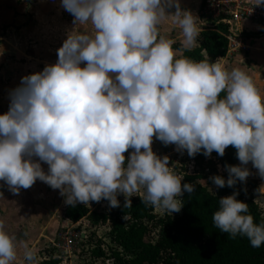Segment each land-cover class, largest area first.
I'll use <instances>...</instances> for the list:
<instances>
[{
  "label": "clouds",
  "instance_id": "obj_1",
  "mask_svg": "<svg viewBox=\"0 0 264 264\" xmlns=\"http://www.w3.org/2000/svg\"><path fill=\"white\" fill-rule=\"evenodd\" d=\"M61 7L73 28L56 63L22 77L0 114V181L13 194L40 180L71 207L106 200L117 208L123 195L124 210L139 196L179 212L195 185L153 151L154 139L189 157H222L232 146L240 163L224 166L227 179L208 178L217 188L246 182L249 162L264 180V74L181 55L196 45L203 20L180 0H61ZM169 29L179 30V48ZM256 191L264 199V183ZM238 195L218 199L213 224L259 248L264 219L255 222ZM36 253L0 220V264H36Z\"/></svg>",
  "mask_w": 264,
  "mask_h": 264
},
{
  "label": "trees",
  "instance_id": "obj_2",
  "mask_svg": "<svg viewBox=\"0 0 264 264\" xmlns=\"http://www.w3.org/2000/svg\"><path fill=\"white\" fill-rule=\"evenodd\" d=\"M225 32L226 27L223 26L219 27V31L201 32L198 37L200 45L183 50V55L197 61L217 60L227 50ZM246 35L250 36L249 33ZM257 35L259 33L251 34ZM212 154L223 169L226 164L240 163L232 146L226 148L222 157L215 151ZM125 156H128L127 152ZM193 158L203 164L207 157L198 153ZM221 175L228 178L226 170ZM183 178L182 183H193L195 191L191 195L184 194L182 208L175 215L156 214L154 207L142 203L139 196H133L132 207L125 210L124 199H120L121 207L108 206L102 211H92L87 204L75 207L65 205L64 214L73 223L88 219L92 224H108L107 237L111 247L104 249L99 240L93 253L99 258L113 259L114 264H264V245L254 248L246 237L237 235L233 238L217 229L212 221V214L218 209V199L232 195L234 191H239L238 200L249 204V212L255 222L264 219V210L255 202V187L246 191L242 182H238L235 188H217L215 195L208 187L198 183L201 173L185 174ZM125 213L129 217L127 221L122 219ZM36 264H61V260L52 257L36 261Z\"/></svg>",
  "mask_w": 264,
  "mask_h": 264
},
{
  "label": "crops",
  "instance_id": "obj_3",
  "mask_svg": "<svg viewBox=\"0 0 264 264\" xmlns=\"http://www.w3.org/2000/svg\"><path fill=\"white\" fill-rule=\"evenodd\" d=\"M248 1L255 3V0ZM202 2L180 0L181 7L194 14L200 11ZM72 22V15L61 7V0H0V114L8 111L9 92L20 84L22 77L56 63L57 50L73 28ZM241 26L248 48L220 60L229 67L238 66L251 73L261 71L264 74V22L248 19ZM167 32L176 35L172 38L177 40L174 47H180L179 30ZM253 33L259 35L251 36ZM199 45L197 38L192 49ZM42 166L47 170L46 164ZM65 205L59 190L40 180L21 189L19 194H13L7 184L0 181V220L14 229L18 241L35 245L37 253L45 245L54 244L60 227H72L81 222L73 223L65 217ZM46 251L50 253L46 255ZM46 251L42 252L44 259L52 258V251Z\"/></svg>",
  "mask_w": 264,
  "mask_h": 264
},
{
  "label": "rangeland",
  "instance_id": "obj_4",
  "mask_svg": "<svg viewBox=\"0 0 264 264\" xmlns=\"http://www.w3.org/2000/svg\"><path fill=\"white\" fill-rule=\"evenodd\" d=\"M169 38H174L171 32L164 33ZM177 45V44H175ZM153 151L156 152L160 156L166 155L165 152L169 151L167 156L169 157L170 166L173 170L181 175L182 172L186 169L185 165L189 162V156L185 151L183 154L175 150V145H167L165 146L159 140L154 139L152 144ZM129 151V150H128ZM209 164L212 171L209 174L201 173V178L198 181H203V185L208 187L210 191L215 192L217 187L211 183V180L208 178L213 175H221L224 173V169L218 170L217 163L213 160V154L209 157ZM217 159V158H216ZM250 169V175L247 178L246 182H242V187L247 191L255 187L256 190L264 180L260 178L258 172L255 168L252 167L251 162L247 165ZM257 192V191H256ZM257 197L255 198V202L258 203L262 210H264V201L263 199H259L260 193H256ZM249 197V196H247ZM118 199H124L123 195H120ZM92 211H102L107 209L108 202L106 200H101L100 202H91L87 204ZM154 212L160 216H163L166 213L171 215H175L178 212L171 213L162 211L160 209L154 208ZM60 234L54 240V244L49 243L48 247L46 245L41 250H38L36 254L37 260L44 259V254L46 250L52 251V257L59 258L62 264H114L113 259L109 258H99L96 257L93 253L94 249H96L99 244V240L102 243V247L104 249L109 250L111 244L109 242V238L107 237V233L109 231L108 224H92L88 219H82L81 222L76 224V226L72 227H60ZM46 251V255H48Z\"/></svg>",
  "mask_w": 264,
  "mask_h": 264
},
{
  "label": "built area",
  "instance_id": "obj_5",
  "mask_svg": "<svg viewBox=\"0 0 264 264\" xmlns=\"http://www.w3.org/2000/svg\"><path fill=\"white\" fill-rule=\"evenodd\" d=\"M195 15L203 20L200 25V32L206 30L219 31L220 26L226 27L224 35L227 39V50L224 56L218 58L225 59L248 48L245 42V30L241 26L242 22L248 19L264 22V5L255 6V3L248 0H203L200 11ZM209 159L207 157L203 164H199L193 157H189V162L185 165L186 169L181 176L184 177L185 174H209L212 171L207 164ZM213 160L218 162V170L221 171L222 166L219 161L214 156Z\"/></svg>",
  "mask_w": 264,
  "mask_h": 264
}]
</instances>
